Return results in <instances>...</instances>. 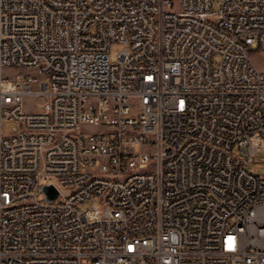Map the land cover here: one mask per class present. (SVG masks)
<instances>
[{
	"label": "built area",
	"instance_id": "built-area-1",
	"mask_svg": "<svg viewBox=\"0 0 264 264\" xmlns=\"http://www.w3.org/2000/svg\"><path fill=\"white\" fill-rule=\"evenodd\" d=\"M253 50L264 0H0V264H264Z\"/></svg>",
	"mask_w": 264,
	"mask_h": 264
},
{
	"label": "rangeland",
	"instance_id": "rangeland-1",
	"mask_svg": "<svg viewBox=\"0 0 264 264\" xmlns=\"http://www.w3.org/2000/svg\"><path fill=\"white\" fill-rule=\"evenodd\" d=\"M219 8L218 6L215 4L213 6V12H218ZM251 58L253 63L255 64V66L264 73V52H260L259 50H253L251 53ZM216 60H218V58H216ZM12 70L6 69L5 70V74H10L12 73ZM14 72H18V70L14 71ZM24 107L27 111L30 110H40V106H38V101H34L31 99H27L24 103ZM16 127L15 124L10 123V122H6L4 124V134L5 135H9L11 133H13V129ZM262 148H264V144L262 146ZM249 169H251L255 174L257 175H261L264 176V151H260L257 159L251 163V165L249 166ZM89 206V204H87L85 207Z\"/></svg>",
	"mask_w": 264,
	"mask_h": 264
}]
</instances>
